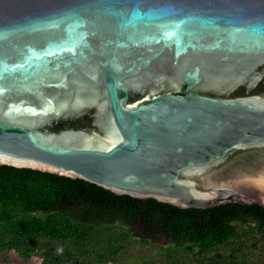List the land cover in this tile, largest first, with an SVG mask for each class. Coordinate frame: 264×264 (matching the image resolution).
I'll list each match as a JSON object with an SVG mask.
<instances>
[{
  "label": "water",
  "instance_id": "obj_1",
  "mask_svg": "<svg viewBox=\"0 0 264 264\" xmlns=\"http://www.w3.org/2000/svg\"><path fill=\"white\" fill-rule=\"evenodd\" d=\"M3 165L264 208V0H0Z\"/></svg>",
  "mask_w": 264,
  "mask_h": 264
},
{
  "label": "trees",
  "instance_id": "obj_2",
  "mask_svg": "<svg viewBox=\"0 0 264 264\" xmlns=\"http://www.w3.org/2000/svg\"><path fill=\"white\" fill-rule=\"evenodd\" d=\"M133 253V264H264V208L180 210L0 166V264H126Z\"/></svg>",
  "mask_w": 264,
  "mask_h": 264
},
{
  "label": "rangeland",
  "instance_id": "obj_3",
  "mask_svg": "<svg viewBox=\"0 0 264 264\" xmlns=\"http://www.w3.org/2000/svg\"><path fill=\"white\" fill-rule=\"evenodd\" d=\"M133 230H134V233L139 236L141 234H144L146 233L143 226L139 223H135L133 225ZM158 243L159 244H162V245H167L169 243L168 241V238L164 237V236H161L159 239H158ZM134 259H135V255L134 253L127 256V259H126V264H133L134 263Z\"/></svg>",
  "mask_w": 264,
  "mask_h": 264
}]
</instances>
